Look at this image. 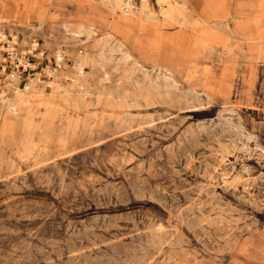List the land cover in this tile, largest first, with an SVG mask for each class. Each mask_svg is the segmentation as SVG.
Instances as JSON below:
<instances>
[{
	"label": "rangeland",
	"instance_id": "rangeland-1",
	"mask_svg": "<svg viewBox=\"0 0 264 264\" xmlns=\"http://www.w3.org/2000/svg\"><path fill=\"white\" fill-rule=\"evenodd\" d=\"M126 1L0 0V264H264V0H226L243 42L185 30L182 60L148 0L146 62L108 35L144 28Z\"/></svg>",
	"mask_w": 264,
	"mask_h": 264
},
{
	"label": "bare ground",
	"instance_id": "bare-ground-1",
	"mask_svg": "<svg viewBox=\"0 0 264 264\" xmlns=\"http://www.w3.org/2000/svg\"><path fill=\"white\" fill-rule=\"evenodd\" d=\"M129 1L131 0H128V2ZM135 1L136 0H133V2ZM140 1H141L140 10L142 14L144 15V19L146 21V23L144 24V28H142L140 24H135L130 27L128 25H125L119 22L118 19H116L115 17L112 18L111 21L107 23V27L111 31V33H108L111 41L115 42V44L118 47L125 50V52L129 56L131 57L135 56V58H138V60H141L139 58L143 57L140 54V51H141L140 46H143V43H142L143 36H144L143 30L145 31L147 25L153 22V15H156V13H154V11L151 10V5L148 0H140ZM225 1L226 0H156L157 4L159 5V10H160L158 13V16L161 18L162 22L164 23L166 27L171 28V30L175 31L174 33H171V35L164 36V39H163L165 43H168L169 45L172 46L171 53L161 54L159 57H161L162 55H166V56L168 55L169 58L177 57L181 60L182 58L187 57V55L184 53V50H183L184 48L183 47L184 45L183 33L185 32V30H188L189 32L193 33L192 34L193 36L192 46L196 47L198 51L199 50L200 51H205V50L211 51L212 50L213 52L217 47H219V50L221 52L220 54L224 53L225 48L227 47V40L224 37H222L223 34L222 36L218 35V37H220L218 38V41L216 40L210 43L208 41L203 40L201 34L210 33L209 35L211 37H214L216 32L221 34V30L225 28L228 29L229 32H231L234 39H236L237 41L240 40L241 42H243L241 38L239 37V35L236 34L235 32L236 29L235 27H233V24L228 23L227 21V19L228 20L230 19L227 18ZM123 6L129 7L130 4H124V5L120 4V5H117L116 7L121 8ZM123 18L124 17H122V19ZM60 29L62 30V32H65L64 27L60 26ZM76 29L77 30L73 32L69 31L68 35H70L71 38H76L77 35H81L82 33H86V35L88 36H91L92 34H94V30L88 25H80V26H77ZM51 30H54V28L50 29L49 31ZM0 36L2 38H6L5 35H0ZM7 51L9 53L10 52L12 53L13 49L10 48ZM72 56H75V60H76L75 64L72 67L69 68L67 67L66 64L65 65L63 64L67 72L60 71L59 73L55 72L53 74H49L51 78L54 79V83L56 85H58L59 80L62 77L74 78L75 76H80L82 74V68H81L82 54L74 53V50H73ZM189 57L197 58L198 56L194 55V56H189ZM142 61L146 62L147 60L145 61L141 60L140 62ZM20 62L24 65L25 64L24 58H22ZM84 62L85 61H83V63ZM156 67L158 69L157 72L162 76V79H163L168 72L167 65L166 64L164 65L162 63L160 64L157 63ZM176 72L179 74L177 70ZM140 73L142 74V72ZM144 77H147V75ZM13 78L16 79L17 75L14 74ZM163 81L168 88H172L176 86L175 84H173L172 82H168L167 80H163ZM184 81L189 86L193 83L195 84L196 82H198L196 79H186ZM14 82H16V80H14ZM30 82L31 84H35L36 79L30 80ZM144 84H146V81L144 82ZM202 87L205 91H211L208 87L204 85ZM14 90H15V94L20 97V96H23V94L25 93L26 87L23 89L15 88ZM190 90L192 92L195 91L194 88ZM138 93H140L139 90H138ZM7 108L11 113L16 111L15 108H12L9 105L7 106Z\"/></svg>",
	"mask_w": 264,
	"mask_h": 264
},
{
	"label": "built area",
	"instance_id": "built-area-1",
	"mask_svg": "<svg viewBox=\"0 0 264 264\" xmlns=\"http://www.w3.org/2000/svg\"><path fill=\"white\" fill-rule=\"evenodd\" d=\"M14 52H15L14 50L12 51V53L10 52L11 55H13ZM17 55H18V54H17ZM22 56H23V55H22ZM22 58H24V57H22ZM22 58H21V59H22ZM21 59H20V60H21ZM20 60H19V63H21ZM24 60H25V59H24Z\"/></svg>",
	"mask_w": 264,
	"mask_h": 264
}]
</instances>
